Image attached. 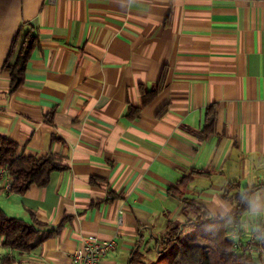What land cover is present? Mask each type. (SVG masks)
Returning <instances> with one entry per match:
<instances>
[{
	"label": "crops",
	"instance_id": "crops-1",
	"mask_svg": "<svg viewBox=\"0 0 264 264\" xmlns=\"http://www.w3.org/2000/svg\"><path fill=\"white\" fill-rule=\"evenodd\" d=\"M0 135L64 167L23 194L0 184L7 215L56 231L2 247L14 264H72L87 234L115 240L100 264H155L170 231L234 211L228 184L264 193V0H0Z\"/></svg>",
	"mask_w": 264,
	"mask_h": 264
},
{
	"label": "trees",
	"instance_id": "trees-1",
	"mask_svg": "<svg viewBox=\"0 0 264 264\" xmlns=\"http://www.w3.org/2000/svg\"><path fill=\"white\" fill-rule=\"evenodd\" d=\"M35 37L27 34L23 40L16 62L11 66L10 90L15 91L23 82L25 64L29 58L30 51L35 45ZM163 83V77L148 94L144 95V102L152 99L159 91ZM206 125L200 131V138H206L213 132L214 106L206 109ZM0 166L8 169L11 176V191L16 194H23L31 186H45L49 180L50 173L55 170H63L58 157L47 154L44 156H29L18 152L17 144L0 135ZM192 178V173L183 176L180 184L186 183ZM237 184H228L223 197L235 204L234 211L229 215L209 217H196V220H188L187 224L192 231L195 242L182 243L177 238H172L177 242L176 249L170 254L169 264H258L260 258H254L247 253L245 246L227 236V222L237 221L244 212V205L238 199L239 192L234 190ZM191 205V203L189 204ZM196 206V211L201 210ZM34 219V218H33ZM44 224L37 221L29 223L18 217L7 215L0 208V239L1 246L20 253H28L40 245L45 239L55 232L42 229ZM167 241V240H165ZM264 249V243H263ZM15 258L4 253L0 258V264H14ZM264 264V253L262 256Z\"/></svg>",
	"mask_w": 264,
	"mask_h": 264
},
{
	"label": "built area",
	"instance_id": "built-area-1",
	"mask_svg": "<svg viewBox=\"0 0 264 264\" xmlns=\"http://www.w3.org/2000/svg\"><path fill=\"white\" fill-rule=\"evenodd\" d=\"M53 1V0H47ZM264 164V156H263ZM11 176L6 167L0 166V184H2V189L5 192L11 191ZM242 216L238 217L237 221L230 224V231L227 236L245 246L247 253L252 257L260 258L258 264H263L262 256L264 253L263 243H264V228H260L259 232H249L244 237L242 236V229L240 222ZM258 236L260 238H258ZM1 243L0 239V258L1 255ZM115 240L113 239H101L94 234H87L82 237L79 245L74 249L70 256L72 264H100L102 259L115 248Z\"/></svg>",
	"mask_w": 264,
	"mask_h": 264
},
{
	"label": "clouds",
	"instance_id": "clouds-1",
	"mask_svg": "<svg viewBox=\"0 0 264 264\" xmlns=\"http://www.w3.org/2000/svg\"><path fill=\"white\" fill-rule=\"evenodd\" d=\"M240 203L244 205V216L241 222L247 223L252 232H259L260 222L264 221V193L251 192L248 189H242L238 197ZM225 211L229 210L228 204H221ZM228 223H232L231 220ZM258 238H260L258 236Z\"/></svg>",
	"mask_w": 264,
	"mask_h": 264
},
{
	"label": "rangeland",
	"instance_id": "rangeland-1",
	"mask_svg": "<svg viewBox=\"0 0 264 264\" xmlns=\"http://www.w3.org/2000/svg\"><path fill=\"white\" fill-rule=\"evenodd\" d=\"M190 204V203H189ZM187 204V205H189ZM191 211H196V206L191 203L190 208ZM242 216V215H240ZM197 216V220H198ZM188 220H196V218L188 219ZM238 220V219H237ZM190 224H183L182 230H179L180 228H177L176 230H172L168 233L167 237L164 241L160 244L159 252L156 249V255L158 256V261L155 264H169V257L170 254L174 252L176 249L177 242L174 241L172 238H177L182 243H191L195 242L196 239L192 236V231L189 228ZM1 255H3V252H1Z\"/></svg>",
	"mask_w": 264,
	"mask_h": 264
}]
</instances>
